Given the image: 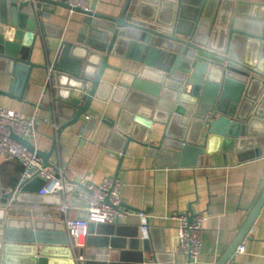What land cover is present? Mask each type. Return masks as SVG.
<instances>
[{"label": "water", "instance_id": "water-1", "mask_svg": "<svg viewBox=\"0 0 264 264\" xmlns=\"http://www.w3.org/2000/svg\"><path fill=\"white\" fill-rule=\"evenodd\" d=\"M65 1L0 0V76L13 79L0 95L22 99L30 72L43 67L31 61L36 38L44 31L40 21L57 6L69 10ZM125 3L117 17L97 13L94 2L86 12L73 9L83 15L84 27L74 43H60L52 65V109L61 128L77 123L94 100L109 101L119 109L114 119L103 122L104 135L118 142L121 152L134 143L147 148L157 164L180 166L208 164L218 152L235 153L239 160L261 156L264 0ZM110 55H125L140 65L128 85L103 79L112 69ZM11 138L56 170L48 162L54 146L41 152L27 139ZM43 184L33 178L9 190L0 188L2 264H74L65 221L55 210L63 196L47 195L55 198L53 203L38 200ZM263 204L264 192L216 264H225L241 245ZM187 213L191 221L194 213ZM141 241L150 258L138 264H171L170 253L151 248L148 239ZM186 264H191L188 257Z\"/></svg>", "mask_w": 264, "mask_h": 264}, {"label": "crops", "instance_id": "crops-1", "mask_svg": "<svg viewBox=\"0 0 264 264\" xmlns=\"http://www.w3.org/2000/svg\"><path fill=\"white\" fill-rule=\"evenodd\" d=\"M91 2L96 3L97 13L108 17H117L126 4V0H90V6ZM40 22L44 31L36 38L31 61L43 67L32 69L21 100L0 95V108L15 111L22 117L35 115L36 135L29 142L41 152H49L54 146L48 162L56 170L48 169L57 177L61 174L64 184L69 185L56 195L63 196L62 206L67 207L65 213L60 211L62 206L55 209L63 221L86 216L83 203L73 196L81 186L116 175L121 183L122 206L145 214L149 229L141 234L139 227L143 221L137 214L113 224L94 225L91 237L72 249L74 264L84 261L138 264L142 260L147 263L150 254L144 251L142 239H148L151 248L155 246L164 254L170 253L169 263L186 264L187 256L177 253V228L171 217L188 210L194 214L204 212L207 217L202 225L200 255L192 264H216L233 245L264 192V147L261 156L251 160H239L235 153L223 156L218 152L209 157L208 164L200 166L157 164L147 148L131 143L121 152L120 144L104 135L103 122L114 119L119 109L109 101L94 100L77 123L62 129L52 109L55 93L52 65L60 43L77 40L84 27L83 15L57 6ZM108 64L112 69L104 72L103 79L123 85L130 83L131 74L140 67L125 55H110ZM12 81L11 76H0V91H9ZM21 171V164L15 160L0 161V188H15ZM35 197L46 203L55 199L53 196L43 199L39 194ZM251 226L241 243L244 251L234 256L231 264H264V204Z\"/></svg>", "mask_w": 264, "mask_h": 264}, {"label": "built area", "instance_id": "built-area-1", "mask_svg": "<svg viewBox=\"0 0 264 264\" xmlns=\"http://www.w3.org/2000/svg\"><path fill=\"white\" fill-rule=\"evenodd\" d=\"M56 3L61 0H46ZM90 0H66L69 5V13H73L74 8L88 11ZM88 119V117H86ZM45 122L47 120H44ZM36 117H22L12 110L0 108V161L8 162L15 160L21 164V174L17 186L38 178L44 182L40 196L60 195L64 190V180L61 174L57 177L47 167L44 166L40 158L34 151H30L11 138L15 135L19 138L34 139L36 135ZM57 129V127H55ZM121 183L117 177H104L100 183H86L76 192L78 200L83 203L86 216L79 219H66L65 230L69 237L70 248L76 249L84 243L88 235V226L98 224H113L121 219H125L132 214H137L143 221L139 229L142 235L148 232L146 225L147 216L141 212L136 213L124 208L119 195ZM67 207L62 206L61 212H66ZM176 222L177 228V253L186 255L192 264L200 255L201 238L203 233L202 225L207 219L204 212L194 214L191 221L187 212L171 217ZM244 251L243 245H239L233 255L225 264H231L234 256ZM81 258V257H80ZM79 258V259H80Z\"/></svg>", "mask_w": 264, "mask_h": 264}]
</instances>
